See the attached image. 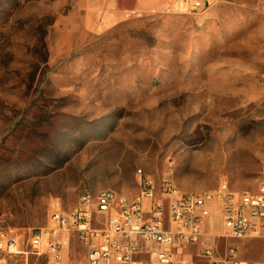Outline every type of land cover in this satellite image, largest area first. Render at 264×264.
Wrapping results in <instances>:
<instances>
[{
	"label": "rangeland",
	"instance_id": "374dc122",
	"mask_svg": "<svg viewBox=\"0 0 264 264\" xmlns=\"http://www.w3.org/2000/svg\"><path fill=\"white\" fill-rule=\"evenodd\" d=\"M202 1L190 13L174 0H0V237L27 240L83 194L134 196L138 169L192 193L256 189L264 0ZM207 226L221 231L217 210ZM216 244L264 264L261 239ZM63 252L86 263L75 234Z\"/></svg>",
	"mask_w": 264,
	"mask_h": 264
},
{
	"label": "built area",
	"instance_id": "2783aa9c",
	"mask_svg": "<svg viewBox=\"0 0 264 264\" xmlns=\"http://www.w3.org/2000/svg\"><path fill=\"white\" fill-rule=\"evenodd\" d=\"M174 5L190 13L208 7L202 0H174ZM139 173L137 200L113 199L110 188L104 195L83 194L70 213L52 207L47 225L32 230L27 240L0 237V264L33 252L46 254L48 264H67L63 249L72 234L86 248L85 264H260L240 259L233 245L218 254L216 239L264 241V170L254 191L235 192L223 182L201 193L177 190L168 177L156 181ZM216 210L222 231L211 234L207 219Z\"/></svg>",
	"mask_w": 264,
	"mask_h": 264
},
{
	"label": "bare ground",
	"instance_id": "6f19581e",
	"mask_svg": "<svg viewBox=\"0 0 264 264\" xmlns=\"http://www.w3.org/2000/svg\"><path fill=\"white\" fill-rule=\"evenodd\" d=\"M139 170H141V169H138L137 172H136L138 188H139L138 192L134 196H127V195H124V194H119L116 191L110 189L111 197H113V199L124 200V199L129 198V200H137V198L141 196V189H140V182H139L140 181ZM171 182L173 183V187L174 188H177V190H180L179 187L175 184V182H173L172 180H171ZM240 192H242V191H240ZM105 193H106V189H103L97 195H104Z\"/></svg>",
	"mask_w": 264,
	"mask_h": 264
},
{
	"label": "crops",
	"instance_id": "0c3cea01",
	"mask_svg": "<svg viewBox=\"0 0 264 264\" xmlns=\"http://www.w3.org/2000/svg\"><path fill=\"white\" fill-rule=\"evenodd\" d=\"M138 1V3H144V0H137ZM149 1H151V5H154V6H158V5H162V2H161V0H149ZM206 231L208 232V233H211V234H218L219 232H221L222 231V229H221V231H219V232H215V233H213V229H211V228H209L208 226H207V224H206ZM194 250H195V247H190L189 248V250H188V252H194ZM188 256H189V254H187Z\"/></svg>",
	"mask_w": 264,
	"mask_h": 264
}]
</instances>
